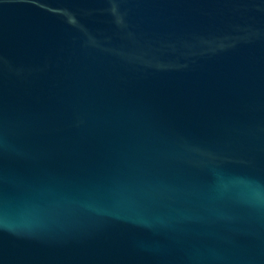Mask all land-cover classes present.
<instances>
[{"label": "water", "instance_id": "95a60500", "mask_svg": "<svg viewBox=\"0 0 264 264\" xmlns=\"http://www.w3.org/2000/svg\"><path fill=\"white\" fill-rule=\"evenodd\" d=\"M0 264H264V0H0Z\"/></svg>", "mask_w": 264, "mask_h": 264}]
</instances>
